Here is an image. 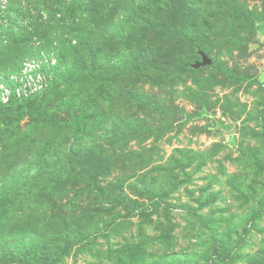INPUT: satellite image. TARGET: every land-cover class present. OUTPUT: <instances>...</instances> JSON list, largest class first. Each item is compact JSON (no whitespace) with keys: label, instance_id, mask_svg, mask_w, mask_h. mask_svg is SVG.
Instances as JSON below:
<instances>
[{"label":"rangeland","instance_id":"rangeland-1","mask_svg":"<svg viewBox=\"0 0 264 264\" xmlns=\"http://www.w3.org/2000/svg\"><path fill=\"white\" fill-rule=\"evenodd\" d=\"M40 51L53 83L0 106V264H264V0H0V72Z\"/></svg>","mask_w":264,"mask_h":264},{"label":"built area","instance_id":"built-area-1","mask_svg":"<svg viewBox=\"0 0 264 264\" xmlns=\"http://www.w3.org/2000/svg\"><path fill=\"white\" fill-rule=\"evenodd\" d=\"M56 66L53 53L40 51L37 56L24 59L16 70L0 72V106L43 92L53 81Z\"/></svg>","mask_w":264,"mask_h":264},{"label":"trees","instance_id":"trees-1","mask_svg":"<svg viewBox=\"0 0 264 264\" xmlns=\"http://www.w3.org/2000/svg\"><path fill=\"white\" fill-rule=\"evenodd\" d=\"M19 15V14H18ZM37 19H39L40 20V17H38ZM59 20L60 19H58V18H56V16L55 15H52V17L48 20V21H46V25H44L43 27H45L46 29L47 28H49V32H55L58 28H59V26L60 27H63V24H59ZM62 21V23H66V21H64V20H61ZM40 27H41V24L39 25ZM42 28V27H41ZM13 31H15V36H18L19 37V40H18V42H17V44L16 45H23L26 41H27V35L28 34H25L24 35V33L26 32V30H24V29H12ZM36 31V32H35ZM35 31H33V32H31V33H29V36H31V34H36V36H38V37H41V36H43V34H44V32H43V30L41 31V30H35ZM65 32V31H64ZM47 33V32H46ZM66 34L68 35V36H70L71 35V32H66ZM41 35V36H40ZM40 39V38H39ZM38 39V40H39ZM41 41V40H40ZM212 65H214L215 67H217V68H219V69H221V70H224V68H225V66L224 65H222V64H220V63H215V62H212ZM20 66V65H19ZM17 69V68H16ZM15 69V70H16ZM12 71H14V70H12ZM57 71H58V68L56 67L55 68V70H54V79H55V76H56V73H57ZM54 79H53V81H54ZM53 81L51 82V84L53 83ZM50 84V85H51ZM49 85V86H50ZM48 86V87H49ZM47 87V88H48ZM46 88V89H47ZM45 89V90H46ZM40 94V93H39ZM38 95V94H37ZM34 96H36V95H34ZM33 97V96H32ZM31 98V97H30ZM29 99V98H28ZM25 100H27V99H25ZM14 101H20V100H12V101H10V103H12V102H14ZM10 103H8V104H10ZM7 105V104H6ZM1 106H5V105H1ZM49 122H51V123H53L54 125H56V124H59L58 122H56V121H53V120H48ZM73 123L76 125V126H80L81 124H82V122H81V119H80V117L79 116H76L74 119H73ZM259 213L260 212H257V213H255V214H253L252 216H251V218L250 219H252L253 217H255L256 215H259ZM64 251H65V248H62V249H60V250H58L57 252H55L51 257H49V259L47 260V263L48 264H53V263H55L56 261H57V259L61 256V255H63V253H64Z\"/></svg>","mask_w":264,"mask_h":264},{"label":"water","instance_id":"water-1","mask_svg":"<svg viewBox=\"0 0 264 264\" xmlns=\"http://www.w3.org/2000/svg\"><path fill=\"white\" fill-rule=\"evenodd\" d=\"M210 61L208 59H203L201 62H200V65H204V64H207L209 63Z\"/></svg>","mask_w":264,"mask_h":264}]
</instances>
